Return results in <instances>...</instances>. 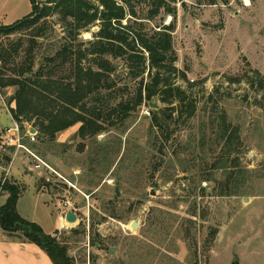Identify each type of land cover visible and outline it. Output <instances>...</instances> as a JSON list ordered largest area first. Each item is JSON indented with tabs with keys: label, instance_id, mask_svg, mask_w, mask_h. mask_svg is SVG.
I'll list each match as a JSON object with an SVG mask.
<instances>
[{
	"label": "rangeland",
	"instance_id": "obj_1",
	"mask_svg": "<svg viewBox=\"0 0 264 264\" xmlns=\"http://www.w3.org/2000/svg\"><path fill=\"white\" fill-rule=\"evenodd\" d=\"M139 1L131 4L146 14L149 0ZM167 1L176 15L161 11L151 26L175 23L176 67L187 76L176 83L195 86L190 92L197 112L174 127L166 152L152 139L149 106L125 127L95 139L79 138L78 123L54 142L41 145L37 139L38 149L27 143L52 171L36 170L21 152L5 180L13 155L2 153L0 196L7 195L5 183L18 185L21 217L46 234L59 228L55 235L75 264H264V0ZM32 11V0H0V27ZM47 20L53 31L40 41L35 70L44 64L47 48L67 36L58 16ZM98 31V25L92 27L78 42L87 47ZM30 32L4 37L1 43L29 40ZM115 64L122 86L123 61ZM14 91L0 90V140L4 128L13 126L15 103L9 101ZM219 114L240 128L239 156L249 173L237 196H215L216 183L209 180L222 177L209 170L216 158L212 117ZM30 124L39 130L35 121ZM5 201L0 197V206ZM68 211L77 215L76 224L66 222Z\"/></svg>",
	"mask_w": 264,
	"mask_h": 264
},
{
	"label": "trees",
	"instance_id": "obj_2",
	"mask_svg": "<svg viewBox=\"0 0 264 264\" xmlns=\"http://www.w3.org/2000/svg\"><path fill=\"white\" fill-rule=\"evenodd\" d=\"M36 2L32 0L29 17L0 27V90L15 89L9 101L10 105L15 103L10 109L12 117L22 124L35 121L38 142L45 145L78 123L79 138L95 139L116 126L125 127L143 106L152 108L157 101L164 106L152 108L150 131L155 145L160 144L159 151L165 153L174 127L191 120L197 112L190 92L195 86L187 89L176 83L177 78L185 81L187 76L176 67L175 23L151 26L161 11L175 16V9L167 0H149L146 14L136 10L131 0H47L42 6ZM51 16L59 17L67 36L62 43L47 48L44 64L35 70L43 47L40 41L53 31L47 20ZM97 25L99 31L87 47L78 42L83 32ZM24 31H31L29 40L1 43L2 38ZM118 60L123 61L126 73L122 86L115 75ZM212 131V155L216 158L209 170L222 173L219 180L209 179L216 183L213 194L237 196L249 173L243 170L239 156L240 128L219 114L212 117ZM32 148L38 149L36 144ZM2 189L8 195L0 207L2 231L37 245L53 264H75L68 247L56 235L46 234L41 226L21 217L18 202L22 189L11 183Z\"/></svg>",
	"mask_w": 264,
	"mask_h": 264
},
{
	"label": "built area",
	"instance_id": "obj_3",
	"mask_svg": "<svg viewBox=\"0 0 264 264\" xmlns=\"http://www.w3.org/2000/svg\"><path fill=\"white\" fill-rule=\"evenodd\" d=\"M147 115H150L149 111H146ZM13 126L4 129V133L1 136L0 140V155L2 153L7 152L13 155V160L11 161V165L9 164V168L6 170V177L9 175L10 168L13 164V161L18 157L21 152L26 153L29 156V162L34 161V168L36 170H41L42 168H47L52 171L51 167L48 166L46 162H44L33 150L27 145V143H36L38 139V129L31 126L28 123H20L16 119H14L11 115ZM24 128L26 130H24ZM34 130V131H32ZM28 141V142H27ZM4 180V182H5Z\"/></svg>",
	"mask_w": 264,
	"mask_h": 264
},
{
	"label": "crops",
	"instance_id": "obj_4",
	"mask_svg": "<svg viewBox=\"0 0 264 264\" xmlns=\"http://www.w3.org/2000/svg\"><path fill=\"white\" fill-rule=\"evenodd\" d=\"M3 158L4 155H0V159ZM0 197H5V199L7 200L8 195H2ZM62 226L63 223L62 224L60 223V227ZM58 229H56L52 234H48V235L54 236L55 232ZM0 264H53V263L49 258V256L46 254V252H44L37 245L28 242L26 239L22 238L19 235L10 236L7 233L3 232L2 229L0 228Z\"/></svg>",
	"mask_w": 264,
	"mask_h": 264
},
{
	"label": "water",
	"instance_id": "obj_5",
	"mask_svg": "<svg viewBox=\"0 0 264 264\" xmlns=\"http://www.w3.org/2000/svg\"><path fill=\"white\" fill-rule=\"evenodd\" d=\"M102 12H104V11H102ZM158 107L159 106L156 104L152 105V108H154V109H158ZM32 131H34V130H32ZM77 221H78L77 215L72 211H68L66 214V222H68L70 224H76ZM138 226H139V223L137 221H135L133 223V227L138 228Z\"/></svg>",
	"mask_w": 264,
	"mask_h": 264
},
{
	"label": "flooded vegetation",
	"instance_id": "obj_6",
	"mask_svg": "<svg viewBox=\"0 0 264 264\" xmlns=\"http://www.w3.org/2000/svg\"><path fill=\"white\" fill-rule=\"evenodd\" d=\"M78 218V217H77ZM62 229L64 228V226L61 227Z\"/></svg>",
	"mask_w": 264,
	"mask_h": 264
},
{
	"label": "bare ground",
	"instance_id": "obj_7",
	"mask_svg": "<svg viewBox=\"0 0 264 264\" xmlns=\"http://www.w3.org/2000/svg\"><path fill=\"white\" fill-rule=\"evenodd\" d=\"M64 225H65V223H64Z\"/></svg>",
	"mask_w": 264,
	"mask_h": 264
}]
</instances>
